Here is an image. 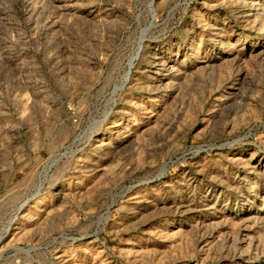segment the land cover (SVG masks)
I'll use <instances>...</instances> for the list:
<instances>
[{"label":"rangeland","instance_id":"374dc122","mask_svg":"<svg viewBox=\"0 0 264 264\" xmlns=\"http://www.w3.org/2000/svg\"><path fill=\"white\" fill-rule=\"evenodd\" d=\"M0 264H264V0H0Z\"/></svg>","mask_w":264,"mask_h":264}]
</instances>
